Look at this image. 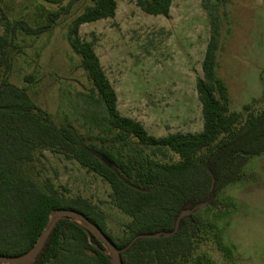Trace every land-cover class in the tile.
<instances>
[{
  "label": "trees",
  "instance_id": "1",
  "mask_svg": "<svg viewBox=\"0 0 264 264\" xmlns=\"http://www.w3.org/2000/svg\"><path fill=\"white\" fill-rule=\"evenodd\" d=\"M59 9L49 12L46 23L32 27L11 23L0 0V257L19 258L29 253L49 228L57 211L83 215L118 250L140 235L121 253L122 264H189L201 243L202 222L197 209L210 206L228 186L243 179L252 158L264 155V103L247 105L242 112L230 108L229 91L218 77L222 18L219 6L204 1L211 36L196 80L203 130L200 133L150 135L145 127L118 110V97L95 51V41H83V25L114 19L117 0H78L89 4L72 21L67 41L80 57L92 85L89 99L102 111L94 118L101 140L93 141L68 122L58 125L39 108L26 89L10 82L13 53L21 51L17 32L39 37L52 32L74 2L40 0ZM146 15L170 18L173 0H135ZM30 76L25 81L32 80ZM45 152L77 162L110 186L112 204L130 221L124 235L115 237L102 210L83 197L68 198L47 178L41 181L37 163ZM171 152L179 161H160ZM181 220L185 211H193ZM33 264H111L107 248L86 227L63 218L58 221Z\"/></svg>",
  "mask_w": 264,
  "mask_h": 264
},
{
  "label": "rangeland",
  "instance_id": "2",
  "mask_svg": "<svg viewBox=\"0 0 264 264\" xmlns=\"http://www.w3.org/2000/svg\"><path fill=\"white\" fill-rule=\"evenodd\" d=\"M205 0H173L170 18L146 15L135 0H117L114 19L83 25V41L95 51L118 97L124 117L140 122L150 135L200 133L203 130L196 80L211 30ZM219 6L221 27L217 75L229 91L230 108L264 103V0H210ZM74 2L56 28L39 37L17 32L21 51L13 53L10 82L26 89L35 104L58 125L68 122L93 141L104 137L94 126L102 111L89 99L92 85L67 41L74 18L89 4ZM11 23H46L58 6L40 0H4ZM5 35L0 21V36ZM30 76L32 80L25 81ZM0 75V80H1ZM100 143V142H98ZM175 163L171 152L159 159ZM41 181L49 179L68 198L83 197L106 216L108 231L124 235L130 218L110 199L111 189L77 162L45 152L37 163ZM202 239L189 264H264V155L252 158L243 179L225 188L210 206L197 209Z\"/></svg>",
  "mask_w": 264,
  "mask_h": 264
},
{
  "label": "water",
  "instance_id": "3",
  "mask_svg": "<svg viewBox=\"0 0 264 264\" xmlns=\"http://www.w3.org/2000/svg\"><path fill=\"white\" fill-rule=\"evenodd\" d=\"M193 211H185L182 212L177 219L176 225L174 232L171 235H174L178 232L179 225L182 219L190 216ZM63 218H70L79 224L83 225L86 227L87 232L90 235L96 236L102 243L103 245L107 248L108 254L111 260V264H122L120 255L123 252H126L127 250L130 249V247L138 240L140 239H156L161 236V234H153V235H140L137 236L132 240V242L124 249L118 250L115 248L103 235L101 230H99L96 226H94L92 223H90L83 215L77 214L75 212H70V211H57L55 214V218L52 220L51 225L49 228L41 235L40 239L38 240L36 246L27 254H25L22 257L19 258H2L0 257V264H33L41 252L46 240L48 239L51 231L55 227L56 223L60 221Z\"/></svg>",
  "mask_w": 264,
  "mask_h": 264
}]
</instances>
